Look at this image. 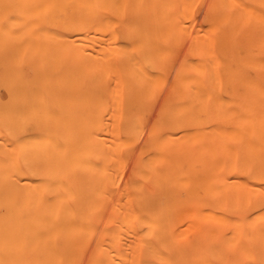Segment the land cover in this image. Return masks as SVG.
<instances>
[{"label":"bare ground","instance_id":"1","mask_svg":"<svg viewBox=\"0 0 264 264\" xmlns=\"http://www.w3.org/2000/svg\"><path fill=\"white\" fill-rule=\"evenodd\" d=\"M115 1L0 0V264H264V0Z\"/></svg>","mask_w":264,"mask_h":264},{"label":"rangeland","instance_id":"2","mask_svg":"<svg viewBox=\"0 0 264 264\" xmlns=\"http://www.w3.org/2000/svg\"><path fill=\"white\" fill-rule=\"evenodd\" d=\"M116 7L114 9H111L108 12L109 18L112 20V22L117 25L122 33L128 29H133V27L136 25L137 21L141 20L142 16V9L139 10L141 6V1L140 0H116L115 1ZM63 12L66 13L73 22H77L79 17H80V11L77 9H74L71 5H66L63 7ZM127 47H128V52L131 53L133 49V45L131 41L129 42L127 40ZM131 60L129 59L127 61H123V63H128L130 64ZM125 65V64H123ZM131 163L127 162L123 165L121 169V179L124 181L129 173V169L131 168ZM127 168H126V167ZM130 167V168H129ZM126 168V170H125ZM124 170V171H122ZM128 171V173H127ZM125 172V173H124ZM124 174V175H123ZM126 175V177H125Z\"/></svg>","mask_w":264,"mask_h":264}]
</instances>
